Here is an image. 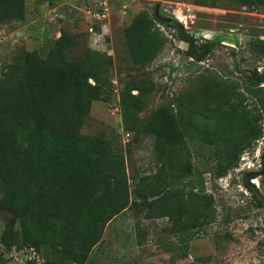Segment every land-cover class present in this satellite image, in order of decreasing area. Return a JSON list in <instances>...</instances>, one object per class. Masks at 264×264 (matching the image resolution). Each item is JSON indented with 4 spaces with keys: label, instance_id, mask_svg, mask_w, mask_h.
Instances as JSON below:
<instances>
[{
    "label": "trees",
    "instance_id": "16d2710c",
    "mask_svg": "<svg viewBox=\"0 0 264 264\" xmlns=\"http://www.w3.org/2000/svg\"><path fill=\"white\" fill-rule=\"evenodd\" d=\"M224 1L256 9L264 5V0H193L206 7ZM26 10V0H0V24L23 20ZM155 18L158 22L142 14L124 30L134 66L147 67L162 52L168 38L159 22L175 28L195 60L203 61L214 50L215 41L198 43L178 20L157 14ZM76 46L81 54L71 56ZM252 50L264 61L263 39ZM113 66L112 54L80 44L65 29L45 56L22 49L12 61H0V210L19 221L24 243L49 253L47 264H86L107 223L131 205L143 206L146 218L167 217L172 234L211 223L215 200L204 187L195 191L203 179L190 180L189 192L173 185L193 173L188 141L224 143L214 170L220 179L238 166L242 152L254 141L264 140V66L252 73L239 68L240 80L208 70L201 86L177 103L159 105L142 125L144 132L157 136L159 147L168 141L173 150L181 144L187 148L179 173L168 165L145 178L151 181L148 192L142 187L132 191L122 145L105 131L83 129L91 123L94 101L108 90L121 110L141 111L156 85L148 75L119 89L110 78ZM246 94L255 99L251 109L244 105ZM212 170L203 168L199 174Z\"/></svg>",
    "mask_w": 264,
    "mask_h": 264
},
{
    "label": "rangeland",
    "instance_id": "374dc122",
    "mask_svg": "<svg viewBox=\"0 0 264 264\" xmlns=\"http://www.w3.org/2000/svg\"><path fill=\"white\" fill-rule=\"evenodd\" d=\"M26 5L23 20L0 24V61H12L22 49L45 56L65 29L76 35L80 44L112 54L114 66L110 78L115 87L121 89L148 75L154 80L155 90L141 111L121 110L108 90L103 99L94 101L91 123L83 129L86 133L105 131L122 145L132 191L142 187L144 193L148 192L151 181H144L145 178L166 170L168 165L172 172L179 173L187 154L182 144L173 150L171 143L164 141L159 147L157 136L142 130L145 119L159 105L176 102L201 86L202 76L208 70L240 80V69L252 73L264 66V61L252 50L255 42L264 40V5L256 9L224 1L218 7H206L194 4L193 0H108L104 9L98 8L97 0H26ZM95 10L104 12L105 17L103 14L101 18L94 17ZM156 12L161 17L178 20L198 43L215 41L212 53L203 61L195 60L186 52L188 43L176 37L175 28L159 22L168 38L162 52L151 65L134 66L124 30L142 14L156 20ZM91 26L100 34L90 33ZM80 54V46L70 52L71 56ZM244 105L253 108L255 99L246 94ZM205 122L215 125L216 120ZM261 122L264 127V119ZM187 144L193 173L175 180L173 185L183 186L189 192L190 180L198 183L203 179L195 191L204 187L212 194L214 220L172 234L167 217L149 219L143 206L131 205L107 223L86 264H264V207L256 205L245 182L246 178L252 184L255 181V187L264 196L263 138L245 149L238 166L220 179L214 170L217 152L224 143L208 144L195 139ZM207 167L212 172L200 176L199 171ZM3 193L0 183V199ZM48 257L46 250L24 243L19 221L0 210V264H47Z\"/></svg>",
    "mask_w": 264,
    "mask_h": 264
},
{
    "label": "built area",
    "instance_id": "2783aa9c",
    "mask_svg": "<svg viewBox=\"0 0 264 264\" xmlns=\"http://www.w3.org/2000/svg\"><path fill=\"white\" fill-rule=\"evenodd\" d=\"M98 2H99V4H100V6L98 7V8H103V6L104 7H107V1L108 0H97ZM97 9V8H96ZM104 9V8H103ZM96 12L93 14V16L94 17H98V18H101V16H100V14H103L104 15V17H105V13L104 12H102V13H100L99 12V10H95ZM90 13H91V11H90ZM2 32V29L0 28V33ZM90 33H98V31L94 28V26H91V28H90ZM98 34H100V33H98ZM0 36H1V34H0ZM2 39H1V37H0V41H1Z\"/></svg>",
    "mask_w": 264,
    "mask_h": 264
},
{
    "label": "water",
    "instance_id": "95a60500",
    "mask_svg": "<svg viewBox=\"0 0 264 264\" xmlns=\"http://www.w3.org/2000/svg\"><path fill=\"white\" fill-rule=\"evenodd\" d=\"M156 13L158 15V12H156ZM245 182H246V186L252 191V193L254 195H256L259 198V200H261V202L264 206V196H262L261 192L254 185H252V183L249 181L248 178H246Z\"/></svg>",
    "mask_w": 264,
    "mask_h": 264
},
{
    "label": "flooded vegetation",
    "instance_id": "af4514ba",
    "mask_svg": "<svg viewBox=\"0 0 264 264\" xmlns=\"http://www.w3.org/2000/svg\"><path fill=\"white\" fill-rule=\"evenodd\" d=\"M252 185H254L255 186V181L253 182V184ZM264 207V206H263Z\"/></svg>",
    "mask_w": 264,
    "mask_h": 264
},
{
    "label": "bare ground",
    "instance_id": "6f19581e",
    "mask_svg": "<svg viewBox=\"0 0 264 264\" xmlns=\"http://www.w3.org/2000/svg\"><path fill=\"white\" fill-rule=\"evenodd\" d=\"M184 20V19H183ZM185 21V20H184Z\"/></svg>",
    "mask_w": 264,
    "mask_h": 264
}]
</instances>
